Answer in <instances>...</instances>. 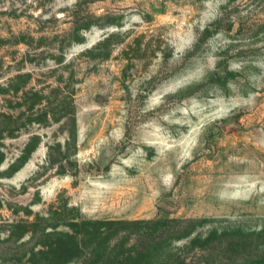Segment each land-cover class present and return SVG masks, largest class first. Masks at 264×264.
I'll use <instances>...</instances> for the list:
<instances>
[{
  "label": "rangeland",
  "instance_id": "374dc122",
  "mask_svg": "<svg viewBox=\"0 0 264 264\" xmlns=\"http://www.w3.org/2000/svg\"><path fill=\"white\" fill-rule=\"evenodd\" d=\"M263 231L264 0H0V264H264Z\"/></svg>",
  "mask_w": 264,
  "mask_h": 264
},
{
  "label": "trees",
  "instance_id": "16d2710c",
  "mask_svg": "<svg viewBox=\"0 0 264 264\" xmlns=\"http://www.w3.org/2000/svg\"><path fill=\"white\" fill-rule=\"evenodd\" d=\"M72 164L73 163L71 161H68V165ZM60 169V173H65L66 165L60 164ZM174 222H176L175 219H169L167 217H159L153 220L129 223L113 220H81L79 223L76 222L74 224H70L72 232L63 233V236L58 239L56 244H58V249H64L65 252L62 253L63 255L71 252L74 253L73 255L75 256L76 251H78L81 247H85V244H82V246L79 244L77 235L81 233L83 236L89 235L93 241L92 243H94L90 250V256L94 258L96 257L97 259L95 260V263H97L98 261H102L101 258L103 255H106L107 258H111L112 253L116 251L118 246H121L122 248L126 245L128 236L136 235L138 239L143 238L145 241H155L157 237H160L159 234L171 228ZM125 224L128 225L125 226ZM129 228L132 230L130 231ZM120 233L123 234L122 239H120L119 242L114 243L111 247L110 242L112 238ZM85 248H87V246ZM142 250L144 252V250L147 251L148 249H143V247L136 248L135 246H132L129 250L115 252L116 255L114 257L124 260L126 264H138V259L142 254ZM151 258L150 253H148L146 255V261L152 263ZM166 259H170V257ZM160 261L164 260L160 259ZM257 263H261V259L258 260Z\"/></svg>",
  "mask_w": 264,
  "mask_h": 264
}]
</instances>
